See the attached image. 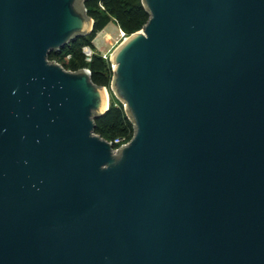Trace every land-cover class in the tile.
Wrapping results in <instances>:
<instances>
[{
	"label": "water",
	"instance_id": "obj_1",
	"mask_svg": "<svg viewBox=\"0 0 264 264\" xmlns=\"http://www.w3.org/2000/svg\"><path fill=\"white\" fill-rule=\"evenodd\" d=\"M76 1L0 0V264H264V0H142L117 152L106 89L48 59Z\"/></svg>",
	"mask_w": 264,
	"mask_h": 264
},
{
	"label": "trees",
	"instance_id": "obj_2",
	"mask_svg": "<svg viewBox=\"0 0 264 264\" xmlns=\"http://www.w3.org/2000/svg\"><path fill=\"white\" fill-rule=\"evenodd\" d=\"M85 9L87 15L94 21L93 31L87 36L79 37L64 49L51 52L48 59L72 72L88 69L94 84L110 88L113 79L110 62L97 53L91 62H87L82 47L86 45L93 47L92 41L97 33L112 22L119 25L128 35L137 33L147 23L149 14L142 0H87ZM68 54H71L69 60L66 59ZM115 101L119 105L114 102L104 115L95 119L94 133L108 141L118 137L130 140L134 134L133 124L120 103Z\"/></svg>",
	"mask_w": 264,
	"mask_h": 264
},
{
	"label": "rangeland",
	"instance_id": "obj_3",
	"mask_svg": "<svg viewBox=\"0 0 264 264\" xmlns=\"http://www.w3.org/2000/svg\"><path fill=\"white\" fill-rule=\"evenodd\" d=\"M76 9L78 11H80V13L82 14H86L85 12V0H77L76 1ZM120 29H122L119 25L115 24V23H110L103 31L97 33L95 39L92 41L93 47L86 45V47L88 46L89 48H91L94 53H97L98 55L104 57H107V61L110 62V57H112V54L114 53V51L123 43V38L121 37V31ZM112 30V31H110ZM90 34V33H89ZM89 34H86L84 36H87ZM83 52V51H82ZM67 59V57H66ZM69 60V59H67ZM113 71V70H112ZM105 91V95H106V102H107V106L110 107L114 102L116 103L115 100H117L120 105L123 107L126 115L129 118V115L127 113L126 107H125V103L117 96L114 88H113V79L111 82V86L110 88H106ZM116 105H119L116 103ZM106 106V107H107Z\"/></svg>",
	"mask_w": 264,
	"mask_h": 264
},
{
	"label": "built area",
	"instance_id": "obj_4",
	"mask_svg": "<svg viewBox=\"0 0 264 264\" xmlns=\"http://www.w3.org/2000/svg\"><path fill=\"white\" fill-rule=\"evenodd\" d=\"M120 31H121V37L123 38L124 41L126 39H128V37H130V35H128L123 29H120ZM82 51H83V53H84V55L86 57V61L87 62H91L92 58H93V56L95 54L94 51L91 48H89L88 46L87 47L86 46L82 47ZM70 58H71V54H68L67 55V59H70ZM103 58L107 60L106 56H104ZM110 58H112V57H110ZM110 65H111V69L114 70L115 69V65H114V63H113V61L111 59H110ZM86 70H88V69H86ZM130 140L126 139L125 137H118V138L114 139L113 141H109V142L112 143L114 151L117 152L122 147H125L129 143Z\"/></svg>",
	"mask_w": 264,
	"mask_h": 264
},
{
	"label": "bare ground",
	"instance_id": "obj_5",
	"mask_svg": "<svg viewBox=\"0 0 264 264\" xmlns=\"http://www.w3.org/2000/svg\"><path fill=\"white\" fill-rule=\"evenodd\" d=\"M125 41H126V40H125ZM106 106H107V102H106V104H105V107H104V109H106V108H107Z\"/></svg>",
	"mask_w": 264,
	"mask_h": 264
},
{
	"label": "crops",
	"instance_id": "obj_6",
	"mask_svg": "<svg viewBox=\"0 0 264 264\" xmlns=\"http://www.w3.org/2000/svg\"><path fill=\"white\" fill-rule=\"evenodd\" d=\"M110 31H112V30H110Z\"/></svg>",
	"mask_w": 264,
	"mask_h": 264
}]
</instances>
